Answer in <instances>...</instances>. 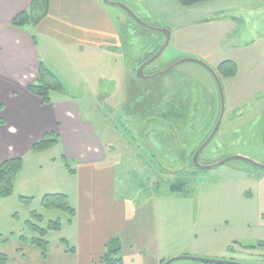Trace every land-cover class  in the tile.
<instances>
[{
    "label": "rangeland",
    "instance_id": "1",
    "mask_svg": "<svg viewBox=\"0 0 264 264\" xmlns=\"http://www.w3.org/2000/svg\"><path fill=\"white\" fill-rule=\"evenodd\" d=\"M110 1L128 6L146 25L171 33L170 46L145 70L146 76L183 59L201 60L212 69L229 60L238 63L239 74L221 80L225 118L200 163L213 166L243 156L264 166V0H210L191 7L179 0ZM110 9L120 18L122 46L82 52L64 45L67 58L52 63L64 92L52 91L51 99L75 100L83 118L94 123L106 142L118 195L153 216V250L163 264L179 257L264 264V169L233 160L200 170L191 162L202 145V129L209 120L212 128L220 111L212 75L185 63L159 79L138 80V62L161 49L166 37L144 29L123 9ZM143 88L149 94L142 95ZM189 96L193 113L185 120L175 99ZM182 152L189 153L187 163L178 159ZM62 153L55 148L30 154L23 159L13 194L0 197V251L7 264H77L62 244L65 230H50L44 237L39 231L52 222L67 227L69 212L44 203L46 192L69 180ZM52 157L59 164H50ZM173 185L184 188L171 191ZM24 186L28 197L22 195ZM34 240H43L47 250ZM149 256L126 257L123 264H152Z\"/></svg>",
    "mask_w": 264,
    "mask_h": 264
},
{
    "label": "crops",
    "instance_id": "2",
    "mask_svg": "<svg viewBox=\"0 0 264 264\" xmlns=\"http://www.w3.org/2000/svg\"><path fill=\"white\" fill-rule=\"evenodd\" d=\"M32 2L0 0V164L25 159L46 134L57 133V145L46 151L62 150L60 162L72 181L57 183V190L45 196L65 194L75 210L74 216L69 213L67 227L61 225L58 230L66 232L61 241L69 247L70 256L77 264H97L107 242L118 236L123 259L146 253L152 264H163L164 258L153 250V216L118 195L116 172L94 123L83 118L75 100L61 98L44 104L27 91L38 81L41 64L61 79L52 63L67 58L64 45L78 46L82 52L122 46L124 33L117 27L120 18L101 0H50L48 14L36 27H12V20ZM148 89L143 88L142 95L149 94ZM50 164H59L57 157L50 158ZM22 191L24 197L29 196L26 186Z\"/></svg>",
    "mask_w": 264,
    "mask_h": 264
},
{
    "label": "trees",
    "instance_id": "3",
    "mask_svg": "<svg viewBox=\"0 0 264 264\" xmlns=\"http://www.w3.org/2000/svg\"><path fill=\"white\" fill-rule=\"evenodd\" d=\"M210 1V0H179V2L185 7H191L196 4ZM50 7V0H33L30 7L18 14L11 22V26L17 29H26L28 27H36L48 14ZM132 18V17H131ZM133 20V19H132ZM134 21V20H133ZM160 49L156 47L155 50L151 54L147 56V60L153 57ZM219 77L222 79L234 78L238 74V65L232 61H225L221 63L216 69ZM46 67L42 64L39 69V79L36 83L31 84L27 87V91L40 98L44 104H52V99L50 94L52 91L64 92V85L60 80ZM218 91V90H217ZM219 97L218 103H220L221 110V101L219 96V91L217 92ZM192 96V95H191ZM190 99H180V102H177V109L185 111L184 119L186 120L189 117L190 113H193V98L189 96ZM195 101V100H194ZM195 109V108H194ZM220 111L218 115H216L215 123L211 128V120H209L208 126L202 129V135H200L203 144L207 138L212 133L217 120L219 119ZM213 123V122H212ZM201 131V130H200ZM59 141V135L57 133H48L46 134L38 143H36L32 150L34 152H42L46 151L55 145H57ZM65 164L68 168L70 165L67 160H65ZM24 166V161L22 159H13L8 160L0 164V197L6 198L13 194L15 189V180L18 177L19 173L22 171ZM177 188H184L181 186L173 185L172 190L175 191ZM44 203L49 208H55L63 211H67L74 216L75 210L70 206L68 196L65 194H57V195H47L44 197ZM61 224L59 222L51 223L47 229H40L42 236H46L48 231L50 230H59ZM34 245L39 246L47 250L46 243L43 240H34ZM123 245L120 237L114 236L112 237L106 244L104 254L100 258L97 264H123L122 257ZM8 257L0 251V264H7Z\"/></svg>",
    "mask_w": 264,
    "mask_h": 264
},
{
    "label": "water",
    "instance_id": "4",
    "mask_svg": "<svg viewBox=\"0 0 264 264\" xmlns=\"http://www.w3.org/2000/svg\"><path fill=\"white\" fill-rule=\"evenodd\" d=\"M104 4L108 5V6H114V7H118L123 9L124 11H126L135 21L137 24H139L141 27H143L144 29L154 32V33H160L165 35L166 37V41L165 44L163 45V47L153 56L151 57L149 60L145 61L143 64H141L137 69H136V74L135 77L140 80V81H153L156 79H159L163 76H167L170 73L174 72L175 70H177L179 67H181L183 64L185 63H194L197 65L202 66L203 68H205L214 78L215 83L217 85L218 91H219V96H220V101H221V110H220V116L219 119L212 131V133L210 134V136L207 138V140L201 145V147L196 151V153L194 154L193 158H192V165L194 167H196L197 169L200 170H211V169H215L218 168L222 165H225L226 163L233 161V160H239V161H243L246 163H250L254 166H257L259 168L264 169L263 165H259L258 163L245 158L243 156H235V157H229L225 160H223L222 162L213 165V166H203L200 161L199 158L201 156V154L208 148V146L212 143V141L214 140L215 136L217 135V133L220 130V127L224 121L225 118V114H226V100H225V95H224V91H223V87H222V82L221 79L218 75V73L216 72L215 69H212L210 66H208L206 63H204L201 60H197V59H183L178 61L177 63H175L174 65H172L171 67L167 68L165 71L160 72L158 74H154L151 76H146L145 75V69L149 66H151L152 64H154L155 62H157L162 55L164 54V52L168 49V47L170 46L171 40H172V36L170 31H168L167 29H157V28H153L150 27L148 25H146L144 22H142L135 14L134 12L126 5L122 4V3H118V2H113L110 0H101ZM179 260H188V261H195V262H201L204 264H239V263H234V262H223V261H212V260H206V259H198V258H191V257H179V258H174L169 260L168 262H166L165 264H172L176 261Z\"/></svg>",
    "mask_w": 264,
    "mask_h": 264
},
{
    "label": "flooded vegetation",
    "instance_id": "5",
    "mask_svg": "<svg viewBox=\"0 0 264 264\" xmlns=\"http://www.w3.org/2000/svg\"><path fill=\"white\" fill-rule=\"evenodd\" d=\"M146 60H147V58L145 59V61H146ZM145 61H143V62H138V67H139L141 64H143ZM147 68H149V67H147ZM147 68H146V69H147ZM146 69H145V70H146ZM171 130H172L171 132H174V131L176 130V128H175L174 126H171ZM182 153H183V154H182ZM182 153H181L182 156H179L178 159H180V160L184 161L185 163H187V162H188V156H189V153H187V154H186V152H182ZM203 153H204V152H203ZM203 153H202V154H203ZM194 154H195V153L193 152L192 155H194ZM202 154H201V155H202ZM186 155H187V156H186ZM200 157H201V156H200ZM199 161H200V158H199ZM191 162H192V160H191Z\"/></svg>",
    "mask_w": 264,
    "mask_h": 264
}]
</instances>
